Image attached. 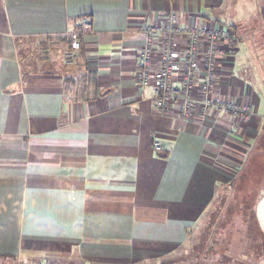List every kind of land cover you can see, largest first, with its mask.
I'll return each instance as SVG.
<instances>
[{"label": "crops", "instance_id": "0c3cea01", "mask_svg": "<svg viewBox=\"0 0 264 264\" xmlns=\"http://www.w3.org/2000/svg\"><path fill=\"white\" fill-rule=\"evenodd\" d=\"M261 1L248 2L252 24ZM237 2L0 0V255L14 264H182L191 237L212 229L217 197L241 185L256 200L248 241L262 257L264 100L235 74L248 64L238 46L246 31L232 25H249L224 16ZM168 13L224 34L214 96L248 117L197 107L183 119L153 105L136 61L147 26ZM84 17L92 30L68 63L69 34Z\"/></svg>", "mask_w": 264, "mask_h": 264}, {"label": "built area", "instance_id": "2783aa9c", "mask_svg": "<svg viewBox=\"0 0 264 264\" xmlns=\"http://www.w3.org/2000/svg\"><path fill=\"white\" fill-rule=\"evenodd\" d=\"M91 30L92 19L84 17L70 32V49L66 53L68 63H73L78 57L81 36ZM145 32L146 41L138 51L136 61L138 80L141 88L152 87V103L159 111L183 119L190 118L197 107L201 116L208 109L226 115L249 116L248 108L214 96L221 56L226 53L222 43L226 40L224 34L208 27L181 26L174 13L166 15L164 25L151 23ZM180 37L186 38L183 45ZM227 39L232 41L231 36ZM202 42H205V49L200 47ZM202 69L204 80L199 79ZM153 148L159 152L163 146L155 141Z\"/></svg>", "mask_w": 264, "mask_h": 264}, {"label": "rangeland", "instance_id": "374dc122", "mask_svg": "<svg viewBox=\"0 0 264 264\" xmlns=\"http://www.w3.org/2000/svg\"><path fill=\"white\" fill-rule=\"evenodd\" d=\"M248 2L251 0H238L234 9H228L227 12L230 14L224 13V16L227 22H231L229 18L237 16L240 22L249 25L245 26L246 33L239 35L243 41L238 45L241 51L243 50L242 53H245L244 58L247 59L248 64L241 72L236 69L235 74H245L247 80L256 89L258 97L264 100V24L259 26L263 29H253L254 31L249 29L255 21V12ZM262 2L264 0L260 3ZM258 11L264 13V3L259 6ZM227 24L230 27L232 23ZM245 39L248 42H245ZM238 65L240 66L239 63ZM262 108H264V101ZM260 145L264 147V138ZM221 195L213 204L214 213L210 217L213 221L212 229L209 231L200 229L197 237L196 235L191 237L193 246L182 264H264V253L262 257L257 256L256 252L260 251L259 246L255 247L252 241H248V230L251 227L249 223L254 201L256 202L253 199L254 195L242 194L236 190L235 186L229 191V195L224 197L226 199H223ZM250 234L256 236V233L252 231ZM3 262L14 264L10 259Z\"/></svg>", "mask_w": 264, "mask_h": 264}, {"label": "trees", "instance_id": "16d2710c", "mask_svg": "<svg viewBox=\"0 0 264 264\" xmlns=\"http://www.w3.org/2000/svg\"><path fill=\"white\" fill-rule=\"evenodd\" d=\"M262 3H264V2H262ZM262 3H260V4H262ZM261 24H264V13L263 14L262 13H258V19L256 20V22L249 29L254 31V30L260 28L259 26ZM232 27H233L232 28L233 29V33L235 35H237L239 32H242V31L246 30L245 27L242 26V25H240L239 27H235L234 25H232ZM260 29H263V28H260ZM236 190L241 191L242 189H241V187L236 186ZM250 231L255 232V231H253V227L251 228ZM256 254H257V256H259L258 252H256ZM6 259H10L11 260V259H13V256L0 255V264H4L3 260H6ZM54 264H87V263L82 258H78L76 260H72V262H68L66 259H60V258H56L55 259L54 258Z\"/></svg>", "mask_w": 264, "mask_h": 264}]
</instances>
